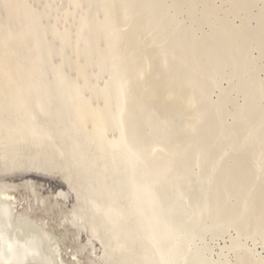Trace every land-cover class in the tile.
Masks as SVG:
<instances>
[{"label": "rangeland", "instance_id": "374dc122", "mask_svg": "<svg viewBox=\"0 0 264 264\" xmlns=\"http://www.w3.org/2000/svg\"><path fill=\"white\" fill-rule=\"evenodd\" d=\"M22 1L0 0L33 88L0 93V184L52 235L29 264H138L161 226L186 264H264V0Z\"/></svg>", "mask_w": 264, "mask_h": 264}, {"label": "bare ground", "instance_id": "6f19581e", "mask_svg": "<svg viewBox=\"0 0 264 264\" xmlns=\"http://www.w3.org/2000/svg\"><path fill=\"white\" fill-rule=\"evenodd\" d=\"M24 1V2H23ZM22 2L23 3H25V0H23ZM113 5V4H112ZM28 10V9H27ZM23 13V12H22ZM24 15H26V14H24ZM102 23V22H101ZM104 28V27H103ZM107 32V31H106ZM106 35V34H105ZM131 38H133V37H131ZM11 41V40H10ZM3 44V43H2ZM108 45V44H107ZM5 47V46H4ZM4 47L0 44V93L2 92V91H4L3 92V94L4 93H6V91L8 90V92H7V94L9 93V95H11L10 96V99H11V97H13L14 98V101L16 100V102H17V104L18 103H20V101H23V103H24V99L27 101L28 100V96H30V94L32 95V89L30 90V89H28V88H25L24 86L22 87V85H20V82L23 80V78H24V75L25 74H29L27 71H28V69H27V71L25 72V69H23V66H21V62H20V58H18V57H16V56H12V55H10L9 56V54H7L6 53V50L4 49ZM32 52V51H31ZM22 60V59H21ZM27 67V66H26ZM30 67V66H29ZM31 68V67H30ZM31 70V69H30ZM31 74V73H30ZM27 76V75H26ZM151 80V79H150ZM149 80V81H150ZM23 82V81H22ZM155 82H157V81H155ZM8 85V84H10V88H5V85ZM8 87V86H7ZM162 88V87H161ZM6 89V90H5ZM167 89V88H166ZM179 92V91H178ZM2 94V93H1ZM9 95H8V97H9ZM7 98V97H6ZM13 100V99H12ZM11 100V101H12ZM18 100V101H17ZM7 102V101H6ZM2 103V102H1ZM3 103H5V102H3ZM13 103V102H12ZM15 103V102H14ZM22 105V104H21ZM20 105V106H21ZM18 106V105H17ZM108 107V106H107ZM83 110V109H82ZM84 111V110H83ZM85 112V111H84ZM80 113H82V112H80ZM31 116V115H30ZM82 117H83V119H84V117H86V115H82ZM89 119V118H88ZM88 119H84V120H88ZM83 122V121H82ZM91 122V121H90ZM89 122V120H88V123H90ZM87 123V124H88ZM102 123V122H101ZM91 124V123H90ZM100 124V123H99ZM104 124V123H103ZM103 124H102V127H103ZM107 124V123H106ZM93 125V124H92ZM101 125V124H100ZM105 125V124H104ZM33 127V126H32ZM98 127V126H97ZM96 127V128H97ZM100 127V126H99ZM105 127V126H104ZM123 127V126H122ZM121 127V128H122ZM90 128H91V125H90ZM93 128V127H92ZM14 129V128H13ZM104 129V128H103ZM105 129H106V127H105ZM16 130V129H15ZM33 130H34V128H33ZM94 130H95V127H94ZM101 131V130H100ZM104 131V130H103ZM106 131V130H105ZM108 131V130H107ZM106 131V132H107ZM34 132V131H33ZM38 133H40V132H38ZM42 133H40V135H41ZM33 136V135H32ZM36 137V136H35ZM10 138V137H9ZM1 139H3V138H1ZM8 139V138H7ZM14 139V138H13ZM12 139V140H13ZM9 140V139H8ZM4 142V141H3ZM6 144V143H5ZM11 144V143H10ZM113 150V149H112ZM119 152V151H118ZM12 165V164H11ZM47 166V165H46ZM11 167V166H10ZM48 167V166H47ZM67 173V172H66ZM72 178V177H71ZM71 178L70 177H68V174H65L64 173V179L66 180V182H67V184H68V186H69V188L70 189H73V185H72V182H73V180L71 181ZM141 178V177H140ZM135 179V178H134ZM27 184H28V186H30V188H31V190H33V188H34V184H33V181H31L30 179H28V181L26 182ZM74 183V182H73ZM75 185V184H74ZM125 185V184H124ZM79 187V186H78ZM12 188H16V185L15 184H11V183H1L0 184V264H29L30 263V261H32L33 262V260L32 259H35V257H37V259H35V260H38L39 259V256H40V258H42V260H43V257L41 256L44 252L45 253H47L46 255L48 256V258H49V260H51L52 259V261H53V257H52V254L50 253V252H48V251H46L45 249H43V247H42V244H43V235H46V236H48V237H50V236H52V235H50V233L48 234L43 228H35V229H30V230H28V229H25V228H23L20 224H22V223H25V224H30L31 222L27 219V217H16V211H17V209H16V207H15V202H14V199H13V197H11V195H10V190L12 189ZM105 191V190H104ZM76 192V191H75ZM156 192H158V191H156ZM128 193V192H127ZM159 193V192H158ZM58 194L61 196V195H65L66 193H64V190L62 191V189L61 190H59V192H58ZM130 194V193H129ZM133 194V193H132ZM157 194V193H156ZM77 195V194H76ZM79 195V194H78ZM135 196V195H134ZM78 198V197H77ZM76 198V199H77ZM79 199V198H78ZM77 199V200H78ZM173 199V198H172ZM172 199H171V201H172ZM122 200V199H121ZM80 201V200H79ZM91 201H93V200H91ZM97 201V200H96ZM103 201V200H102ZM105 201V200H104ZM163 201V200H162ZM94 202V201H93ZM41 203V202H40ZM174 203V202H173ZM176 203V202H175ZM92 205H93V203H91ZM94 204H101V203H98V202H96V203H94ZM177 204V203H176ZM104 205V204H103ZM112 206H114L113 204H111ZM178 205V204H177ZM78 206H79V204H78ZM94 206V205H93ZM102 205H99V207H100V209H102V207H101ZM106 206V205H105ZM116 206V205H115ZM153 206V205H152ZM96 207H98V206H96ZM110 207V205L108 206V208ZM118 207V206H117ZM131 207H133V206H131ZM104 208V207H103ZM113 208V209H112ZM128 208V207H127ZM130 208V207H129ZM161 208V207H160ZM178 208V207H177ZM176 208V209H177ZM74 209V208H73ZM94 209H96V208H93V210ZM118 209V208H117ZM146 209V208H145ZM156 209V208H155ZM75 210V209H74ZM96 210H99V209H96ZM104 210V209H103ZM109 210L111 211H108V214L109 213H111V215H113V216H115V217H113L112 216V219L110 220V221H107V220H105V221H107L108 223L110 222V226H111V223L113 224L112 226L113 227H115L116 229H114V231L116 232H114L115 234H117V236L115 237L116 239H118L117 241H118V247L120 248L119 250L120 251H118V249L117 250H115L114 252H120V254L121 255H126L125 253L127 252L126 250H128L129 248L127 247V249L125 248L126 246H127V244H126V240L128 239V237H129V239H128V241L130 240V242L131 243H133L132 241H131V237L134 235V234H136V233H134V230L132 231L131 230V232H133V235L131 236V235H127V233L126 232H124L125 230L124 229H126V228H123V226H122V216H125L124 215V213H123V215L122 216H120V213H118L117 212V210L114 208V207H111V209L109 208ZM121 210V209H120ZM131 210V209H130ZM136 210H137V208H136ZM80 211H81V209H80ZM128 211V210H127ZM143 211V210H142ZM78 212V211H77ZM99 212V211H98ZM97 213V212H96ZM101 213V212H100ZM114 213V214H113ZM139 213V212H138ZM141 213V212H140ZM168 213H170V212H168ZM21 214V213H20ZM79 214H81L80 212H79ZM106 214H107V212H106ZM107 214V215H108ZM165 214V213H164ZM171 214V213H170ZM103 215V214H102ZM101 215V216H102ZM110 215V214H109ZM108 215V216H109ZM110 215V216H111ZM140 216H138V220L137 221H139V220H144L142 217V215L141 214H139ZM76 216V215H75ZM103 216H105V215H103ZM109 216V217H110ZM135 216V215H134ZM142 216V217H141ZM145 216V215H144ZM169 216V215H168ZM186 216V215H185ZM80 217V216H79ZM99 217H100V215H99ZM129 217V216H128ZM139 217H141V218H139ZM162 217V216H161ZM170 217V216H169ZM168 217V218H169ZM83 218V216L82 217H80V219H82ZM96 218V217H95ZM102 218H104V217H102ZM107 218V216H105V219ZM145 218V217H144ZM167 218V217H166ZM166 218H164V219H166ZM171 218V217H170ZM198 218V217H197ZM79 219V218H78ZM120 219V220H119ZM135 219V218H134ZM153 219V218H152ZM72 220V219H71ZM76 220V219H75ZM130 220V219H129ZM132 220V219H131ZM198 220H200V219H198ZM203 220V219H202ZM100 221V220H99ZM112 221V222H111ZM141 221H139V224L141 223ZM147 221V220H146ZM145 221V222H146ZM150 221V220H149ZM147 222L148 224L150 223V222ZM154 221H156L157 223H158V221L155 219ZM168 221V220H167ZM170 221V220H169ZM190 221V220H189ZM101 222V221H100ZM107 222H105V223H107ZM123 222H125V221H123ZM131 222V221H130ZM132 222H134V221H132ZM136 222V221H135ZM135 222L133 223V224H135ZM153 222V221H152ZM155 222V223H156ZM172 222V221H171ZM170 222V223H171ZM20 223V224H19ZM90 223H91V221H90ZM107 223V224H108ZM154 223V222H153ZM162 223V222H161ZM164 223V222H163ZM162 223V224H163ZM102 224V223H101ZM118 224H120L121 226H120V228H121V232L120 231H118L117 229H118V227H117V225ZM126 224V223H125ZM132 223H130V225H131ZM132 224V225H133ZM148 224H147V226H148ZM168 225V223L166 222L165 223V225ZM190 224V223H189ZM23 225V224H22ZM130 225H128L129 227H130ZM150 225V224H149ZM152 225H154V224H151V226ZM93 226V225H92ZM127 226V227H128ZM137 227H138V229H141L142 228V230L144 229V226H142L141 228H140V226L137 224L136 225ZM170 226V225H169ZM168 226V227H169ZM79 228V227H78ZM96 228V227H95ZM98 228V227H97ZM97 228H96V230H97ZM100 228V227H99ZM98 228V229H99ZM123 228V229H122ZM131 229L133 228V227H130ZM129 228V229H130ZM155 228V230H156V228H158V227H154ZM154 228H152V230H154ZM159 228H162V229H164V231H162V232H158L157 233V231H154V232H156L155 234H153V232H152V236H154V237H146V241H145V237L143 238V241H145V243L144 242H142V243H144L145 245H149L148 246V250L149 249H151V253H150V256L151 257H147L146 255H147V253L146 254H144V252L142 253V255L143 256H141L140 257V255H138V257L139 258H145L144 256H146V258H148V259H143V260H141V259H139L138 257H136L135 258V261H136V259H139V263L138 264H140L142 261V263L141 264H183V263H185L184 261L185 260H182L181 261V259L183 258V257H179V255H178V253H177V250L179 249L178 247L180 246H175V242H178V240L176 239V238H174V239H171V237L175 234H171V232H170V234H169V230H165V228L164 227H159ZM158 228V229H159ZM113 229V228H112ZM111 229V230H112ZM146 229V228H145ZM145 229H144V231L143 232H141V233H144L145 232V234H143V235H147V234H149V232H150V234H151V231H148L147 233H146V231H145ZM91 230V229H90ZM94 231V232H97V231ZM147 230V229H146ZM160 231V230H159ZM93 232V233H94ZM100 232V231H99ZM172 232H174V231H172ZM101 233V232H100ZM114 233H112V234H114ZM140 233V232H139ZM140 233V235H142ZM102 234V233H101ZM177 234V233H176ZM175 234V235H176ZM96 235L98 236V233H96ZM95 235V236H96ZM143 235H142V237H143ZM193 235V234H192ZM45 236V238H47ZM91 236H93L92 234H91ZM103 236V235H102ZM113 236V235H112ZM131 236V237H130ZM138 236H139V234H138ZM178 236H179V234H178ZM177 236V237H178ZM51 238V237H50ZM131 238V239H130ZM136 238V237H135ZM134 238V239H135ZM141 238V237H140ZM140 238H139V241H140ZM49 239V238H48ZM178 239H180V238H178ZM50 240V239H49ZM112 240V239H111ZM172 240H174L175 242H173ZM136 241V240H135ZM192 241V240H191ZM180 243V242H179ZM113 244V243H112ZM139 244V243H138ZM117 245V244H116ZM115 245V246H116ZM137 246V245H136ZM135 246V247H136ZM191 246V245H190ZM57 247L58 246H56V250H58L57 249ZM130 248H131V246H129ZM133 247V246H132ZM147 247V246H146ZM187 247H188V245H187ZM183 248V247H182ZM185 248H186V245H185ZM124 249H126V250H124ZM133 249V248H132ZM138 249V248H137ZM181 249V248H180ZM180 249H179V251H180ZM131 250V249H130ZM134 250V249H133ZM139 250V249H138ZM141 250V252H142V250L143 249H140ZM146 249H144L143 251H145ZM186 250H188V249H186ZM186 250H185V252H184V248H183V250L180 252V256L182 255L181 253H186L187 254V252H186ZM200 250V249H199ZM44 251V252H43ZM124 251H126L125 253H123ZM132 251V250H131ZM136 251V250H135ZM190 250H188V252H189ZM41 252H43V253H41ZM59 252V251H58ZM140 251H139V253H141ZM146 252H148V251H146ZM192 252V251H191ZM40 253H41V255H40ZM136 253H138L137 251L134 253V254H136ZM184 253H183V255H184ZM120 254H118L117 253V256L118 255H120ZM128 254V253H127ZM149 254V253H148ZM192 254H194L193 252L192 253H189V254H187L186 256H188V255H191L192 256ZM45 255V256H46ZM44 256V255H43ZM105 256V255H104ZM135 256V255H134ZM185 256V257H186ZM199 256H201V255H199ZM127 257H128V255H127ZM195 257H197V256H194V258H193V256L191 257V258H193V259H195ZM46 258V257H45ZM44 258V259H45ZM48 258H47V260L46 261H49L48 260ZM106 258V257H105ZM126 258V257H125ZM124 258V259H125ZM129 258V257H128ZM128 258H126V260L125 261H127L128 262ZM107 259V258H106ZM115 259V258H114ZM117 259V258H116ZM123 259V260H124ZM189 259H190V257H189ZM189 259H186V261L188 262V260ZM197 259V258H196ZM111 259H108V262L110 261ZM113 260V259H112ZM200 260V259H199ZM213 260V259H212ZM104 261H105V259H104ZM191 261V260H190ZM190 261L187 263V264H189L190 263ZM35 263H32V264H38V261H34ZM108 262H106V263H108ZM124 262V261H123ZM123 262H121L122 264H123ZM130 262H131V259H130ZM129 262V263H130ZM183 262V263H182ZM39 263H40V261H39ZM45 263V262H44ZM132 263H133V261H132ZM131 263V264H132ZM194 263V262H193ZM195 263H197L198 264V261L196 260L195 261ZM43 264V263H42ZM45 264H47V263H45ZM49 264V263H48ZM124 264H126L125 262H124ZM128 264V263H127ZM135 264V263H134ZM186 264V263H185ZM206 264V263H205Z\"/></svg>", "mask_w": 264, "mask_h": 264}]
</instances>
